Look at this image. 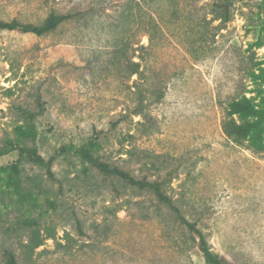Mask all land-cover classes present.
<instances>
[{"label":"rangeland","instance_id":"374dc122","mask_svg":"<svg viewBox=\"0 0 264 264\" xmlns=\"http://www.w3.org/2000/svg\"><path fill=\"white\" fill-rule=\"evenodd\" d=\"M41 36L0 29V149L35 146L51 177L0 155V264H205L198 236L149 189L76 149L161 183L231 264H264V0H72ZM63 0H0V20L41 24ZM133 62L140 74H132ZM255 113L243 145L222 109ZM222 105V106H221ZM139 109V110H138ZM141 111V112H137Z\"/></svg>","mask_w":264,"mask_h":264},{"label":"trees","instance_id":"16d2710c","mask_svg":"<svg viewBox=\"0 0 264 264\" xmlns=\"http://www.w3.org/2000/svg\"><path fill=\"white\" fill-rule=\"evenodd\" d=\"M68 1L70 7L66 10L53 9L50 15L41 24L22 23L18 20L4 21L0 20V29L9 31H19L23 33H31L36 36H41L50 31L55 30L58 25L66 20L76 17L83 13V9L80 4L72 0ZM230 5L231 0H223L218 3L219 7L217 10L220 12V16L223 21H228L230 18ZM134 68L132 74H140V63L133 62ZM222 106V105H221ZM222 109V129L224 134L238 145H243L244 141L248 138L251 132V125L247 122H238L235 119V115L241 118L251 116L255 113L254 106L246 99H233L226 107ZM139 110V109H138ZM141 112V111H137ZM95 145V138L91 137L87 142L83 143L76 149V153L86 162L95 167L98 171L106 176H115L124 180L126 183L136 186L140 189L151 190L157 199L170 208L182 224H184L190 231L194 232L198 236L197 248L204 258L205 264H231V262L219 253L212 250L209 245L204 233L197 227L195 222L188 220L181 212V209L174 203V201L163 191L161 183L158 181H150L146 178H136L131 175L128 171H125L117 166H111L109 163L100 159L92 152V148ZM16 150L17 159L13 162L10 167L14 172L19 171V163L22 160H28L34 164L44 166L51 177H54L52 172V165L54 157L46 159L41 155L35 146L22 145L13 147L12 145L0 149V155L7 154L8 152ZM2 167H0V170ZM5 258V264H20L16 258L15 253L5 248L3 250Z\"/></svg>","mask_w":264,"mask_h":264}]
</instances>
